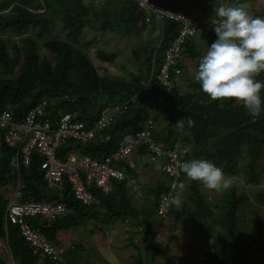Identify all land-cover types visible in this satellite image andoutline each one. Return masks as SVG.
Listing matches in <instances>:
<instances>
[{"label":"trees","instance_id":"1","mask_svg":"<svg viewBox=\"0 0 264 264\" xmlns=\"http://www.w3.org/2000/svg\"><path fill=\"white\" fill-rule=\"evenodd\" d=\"M151 1L186 14L184 9L189 0ZM213 2L193 0V9L200 15L191 17L192 21L202 25ZM146 15L136 0H103L99 6L90 0H0V114L6 110L11 119L19 123L30 110L46 101L41 114L37 115L38 121H48L55 128L61 116L69 114L72 122L93 130L104 109L127 104L124 111L95 130L93 138L87 141L69 138L56 147V157L62 160L71 152L78 157L88 155L102 160L119 147L126 135L144 128L148 118L155 122L163 113L165 130L158 132L155 128L154 135L162 147L175 149L184 161L209 160L230 178L242 171L247 176L246 182L258 184L260 176L264 175V103L260 115L253 117L239 102L213 101L194 79L190 80L193 89L181 92L177 82L179 76H175L173 70L169 74L173 79L171 88L158 79L164 52L177 35L178 22L163 18L158 46L151 49L149 56L141 58L139 71L129 73L128 79L98 72L84 50L90 42L79 39L84 29L89 27L99 32L135 36L156 25L152 17L146 21ZM253 15L264 16V0L261 9L253 11ZM58 22L63 30L62 37L52 33ZM12 36L18 37V41L13 42ZM197 37L207 48L216 39L213 30H204ZM197 44L194 39H187L183 44V55L176 64L181 71L184 55L198 67L199 58L204 54ZM42 48L45 50L43 55L40 53ZM95 55L104 62H111L116 56L102 49H97ZM256 79L264 82V72ZM261 97L264 101V89ZM188 117L195 121L194 125L188 127L185 124L183 129H177V121ZM6 131L5 128L0 130V187L17 188V201L21 203L60 201L65 205V215L52 221L40 217L27 219L33 229L55 246H60L57 243L59 230L79 226L88 219L106 225L115 218L134 217L138 213L129 199L127 179L114 181L110 194L102 193L94 185L87 186L95 200L104 206V214L95 209L94 203L84 205L77 200L66 179L62 180L61 190L49 187L40 167L43 157L32 151L28 164H24L19 145L6 144ZM135 151L146 154L144 146ZM13 159L15 165L10 163ZM261 159L263 164L258 166ZM123 167L126 174L131 173L128 163H123ZM183 177L187 180L183 185L188 190L187 201L182 202L179 209L171 203L167 213L175 222L189 217L199 233L217 227L214 240L218 241L219 248L214 253L206 252L202 262L264 264V218L261 215L254 212L250 240L242 242L239 239V211L249 201L248 195L238 193L233 184L212 206L201 191V183L189 180L184 173ZM164 178L145 186L148 196L139 209L143 225L150 224L159 198L167 191L168 180L166 176ZM253 198L264 206V190L255 192ZM7 203L8 197L0 194V240L6 242L15 264H63L66 254L62 253V261L58 262L35 251L25 241L18 226L6 220ZM149 234L153 240L154 234ZM153 250L149 248V252ZM0 264H6L2 257ZM66 264L75 263L67 261Z\"/></svg>","mask_w":264,"mask_h":264},{"label":"built area","instance_id":"2","mask_svg":"<svg viewBox=\"0 0 264 264\" xmlns=\"http://www.w3.org/2000/svg\"><path fill=\"white\" fill-rule=\"evenodd\" d=\"M140 7L146 12V21L154 18L157 24H162L163 18L172 19L178 22L177 35L171 40L163 56L158 79L168 89L173 85V79L169 78L170 70L174 75L181 74V69L176 64L183 55L184 43L187 39L194 37L204 30H213L211 21L203 20V24H197L186 14L178 13L164 8L151 0H136ZM46 101L30 110L22 122H14L8 111L0 114V130L7 129L5 142L10 146L19 145L24 164H28L32 151L43 157L40 163L44 172V178L49 187H56L61 190L62 180L66 179L71 185L74 197L84 205L95 203L93 193L87 187L94 185L104 194L113 192L114 181L128 179L123 163H128V158L135 148L144 146L149 160H158L161 163L162 173L167 177V191L159 198L157 214L164 217L166 210L171 205L172 197L179 185H184L186 178L178 165L184 160L175 149L164 148L155 138V122L150 117L144 123V128L126 135L119 147L102 160L91 158L88 155L78 157L75 152L68 154L62 160L56 157V147L66 139L87 141L93 138L94 132L102 128L117 114L127 108V104L117 105L111 110L104 109L98 119L94 129H85L82 123L72 122L70 115L61 116L57 127L52 128L50 122L37 120V115L41 114L42 107ZM131 183H136L134 178ZM5 188L13 190L11 195H6L2 191ZM61 193V192H60ZM0 194L8 197L5 210V217L10 223L17 225L22 237L29 243L35 251H40L49 259L62 261L63 250L60 246H55L46 239L40 232L33 229L27 222L29 217H40L47 221H52L62 217L67 212L65 205L60 201L55 202H18L14 197L19 195L17 188L12 186L0 187ZM108 229L104 235L108 236ZM9 251V250H8ZM10 254V253H9ZM11 257V255H10ZM12 263L14 261L11 257Z\"/></svg>","mask_w":264,"mask_h":264},{"label":"rangeland","instance_id":"3","mask_svg":"<svg viewBox=\"0 0 264 264\" xmlns=\"http://www.w3.org/2000/svg\"><path fill=\"white\" fill-rule=\"evenodd\" d=\"M90 1L95 6L101 5V3L103 2V0ZM192 2L193 0H189L185 5L184 10L186 14H189L190 17L194 18L195 15L199 16L200 14L198 11H195L193 9L194 5L192 4ZM239 3H247L249 11L252 14L253 11H256L258 9L260 10L262 7V0H214L211 8H209L207 11L208 18L206 19L212 20L213 16L215 15V7H219L220 5H235ZM158 30L159 27L157 25H151L144 32L138 35L126 36L119 33H112L110 31L99 32L96 29L87 27L84 29L79 39L84 42H90V45L84 50L89 55L90 59L101 75L128 79L129 73L133 74L134 72L139 71L141 58H143V56H149L151 49L154 50V46H156L159 41ZM52 33L58 34L62 37L63 30L60 27L59 22L57 23V26L52 29ZM18 39L19 38L16 36L11 37V40L13 42H17ZM194 39L195 43H198V48L200 49L202 54H205V52L207 51V45L203 43L198 37H195ZM97 49H102L106 52H113L116 56L111 62L101 61L95 55ZM40 53L42 55L45 54V50L42 48L40 50ZM181 68L182 73L178 75L179 77L177 81L179 85L178 88L181 92L191 91L193 88L190 85V80L194 79L196 71L195 62L184 55V60L182 61ZM151 112L154 114L153 110H151ZM165 121L166 117L163 113L156 118L155 126L158 132H163L165 130ZM140 159L143 162H147V166H153L156 169V174L148 176L144 173H139L140 164L137 163V176H140V178H142L140 183H142V185H147L148 182H152V179L154 177H157V174H160L161 163L158 160H149L147 155H142L139 160ZM245 159L243 160L244 162ZM262 164L263 160L261 159L257 163V165L260 166ZM246 177L247 176L241 171L239 175L233 176L231 178L238 193H244L249 197V201L241 207L238 216L240 228L239 239L242 242H248L250 240L251 227L254 222V212L258 213L264 218V206L257 203L253 198L255 192L261 189L264 190V175L260 176L259 183L254 185L246 182ZM200 188L204 193V197L210 201L212 206H215L217 204V200L220 199L221 195L224 193V191L216 192L214 190L206 189L202 184ZM2 192L6 195H11L13 190H11L10 188H5ZM187 193L188 190L184 189L182 193L183 202L187 201ZM215 210L216 212H218L217 209ZM153 215L154 216H152V218L155 219L156 227L155 230H151L150 232L151 234L152 232L154 233L153 240L150 239L151 235L148 232H145L149 227H145L144 231L142 232L145 247L140 248V250L138 251L137 261H135L134 264H206L202 262V259L206 258L204 257L206 252L211 251L214 253L218 250V241L214 240L216 237V226L213 227L212 231H202L199 233L196 231L197 229H194L195 227L193 226V222L187 216H185L181 220L179 219L176 222L174 221L173 217L168 216V218L172 219L173 223L169 224V221L165 218L162 219L161 216L155 213H153ZM88 223L89 221L87 222L86 220L82 227H84V225H87ZM91 223L96 225L92 228L94 232L96 231L95 229L97 227L100 230L104 228L102 222L98 220H93L91 221ZM130 223L133 224L134 222L130 221ZM186 226H189L190 228ZM171 227H174V229H172ZM75 229V232L72 234L73 236H77L78 238H80L78 234L85 232L82 230L83 228H80L79 226H76ZM102 232L103 231H99L97 233V238L100 237L101 239H97V241L100 243L108 242L110 238H104ZM115 244L116 242H113V246H116ZM149 248L150 251L154 249L153 252H149ZM124 256L125 255H123V258H125ZM0 257L6 260V264H13L7 244L6 242L1 240ZM81 258H83L85 264H92L91 261L93 259L102 261L107 257L102 255H91L90 243H87L86 245L83 244L82 248L78 250V254L75 255V258L72 262L75 264H81ZM68 259L70 260L71 256L68 257ZM155 259H157V261H155ZM101 264L106 263L103 260Z\"/></svg>","mask_w":264,"mask_h":264},{"label":"clouds","instance_id":"4","mask_svg":"<svg viewBox=\"0 0 264 264\" xmlns=\"http://www.w3.org/2000/svg\"><path fill=\"white\" fill-rule=\"evenodd\" d=\"M214 12L212 20H204L211 21L217 38L199 58L194 80L213 101H236L251 116H258L264 103L261 97L264 82L256 79L264 72V16L253 15L247 3L220 5L215 7ZM156 25L160 27V24ZM199 33L189 39H194ZM194 123L191 117L181 118L176 127L183 129L185 124L192 127ZM10 163L15 165V159ZM178 167L189 180L199 182L209 190L222 192L233 185L222 168L209 160L191 159L179 163ZM184 189L182 184L179 185L172 197L171 203L177 209L182 206ZM169 208L165 216H161L162 219H170ZM168 223L173 224L172 219Z\"/></svg>","mask_w":264,"mask_h":264},{"label":"crops","instance_id":"5","mask_svg":"<svg viewBox=\"0 0 264 264\" xmlns=\"http://www.w3.org/2000/svg\"><path fill=\"white\" fill-rule=\"evenodd\" d=\"M141 156L142 155L138 154V152L135 151L128 158L131 173L127 174V177H128L127 188H128V195L131 201V205L133 206L134 209L138 211L136 216L134 217L126 216L124 218H115L108 224L103 225L104 228L102 230L98 229L97 227L95 229L96 230L95 232L92 228L95 227L96 225L91 223L93 219H88L87 222L89 221V223L87 225H84V227H82L84 223L79 225V227L83 228L82 230L85 231L84 233L78 234L80 238H78L77 236H73L72 234L76 230L75 227H72L66 230H59L57 232V240H58L57 243L62 248L63 253L66 254V257H64L63 262H62L63 264L67 263V259L70 256H71V259L70 260L68 259V261L72 262L75 258V255L78 254V250L82 248L83 244L86 245L87 243H90L91 255L93 256L102 255V256L107 257L106 259H103L106 264H134L135 261H137L138 251L140 250V248L145 247L144 237H143L142 232L147 226L149 227L147 230L149 231V233L151 232V230L156 229L155 219L152 218V216L154 215L153 214L151 215V222L149 225L145 223L143 225L142 224V220H143L142 214H141V211L139 210L141 208V205L144 204L143 201L146 200L148 195L146 196L145 191H144L146 185H142V183H140L142 178H140V176L139 177L137 176V173H138L136 172V168H138L137 163L140 164L139 173H144L148 176L156 174V169L153 166H147V162H143L141 159L139 160ZM164 177L165 176L164 174H162V170L160 168V174H157V177H154L152 179V182L150 183H154L157 180L165 179ZM131 178H134L135 180L138 179L139 182L138 180H136L135 184L131 183L130 182ZM150 183L148 182L147 184H150ZM90 185L92 184H88L87 186H90ZM14 200L17 201V196L14 197ZM94 204L96 205L95 209L99 213L101 214L105 213V208L100 201L95 200ZM156 211L155 212L153 211L152 213L156 214ZM167 220L170 221L171 219L170 220L167 219ZM130 221L134 223L131 224ZM106 229H108V232H109L108 236L104 235V231ZM99 231H103L102 233H103L104 238H110L108 242L100 243L97 241V239L101 240L100 237L97 238V233ZM113 242H116L115 244L116 246H113ZM112 249H113V252H112ZM123 255H125L124 256L125 258H123ZM102 261L93 259L91 263L101 264ZM155 261H157V259H155ZM80 263L85 264V261L83 260V258H81Z\"/></svg>","mask_w":264,"mask_h":264}]
</instances>
